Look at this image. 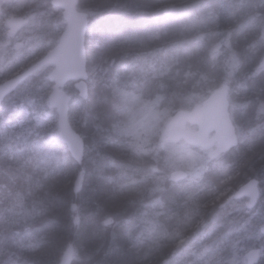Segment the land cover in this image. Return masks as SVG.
<instances>
[{
  "label": "trees",
  "instance_id": "trees-1",
  "mask_svg": "<svg viewBox=\"0 0 264 264\" xmlns=\"http://www.w3.org/2000/svg\"><path fill=\"white\" fill-rule=\"evenodd\" d=\"M78 7L89 14L88 70L100 63L103 76L89 75L86 96L66 85L84 160L60 138L45 65L0 104V264H60L70 244L72 264H250L254 248L264 264V0ZM11 15L25 18L22 31L9 33ZM65 27L52 0H0V83L55 46ZM164 54L175 61L162 73L150 65ZM224 83L238 145L212 159L184 142L198 152L196 166L175 161L170 141L162 144L172 115ZM239 116L248 120L241 130ZM177 167L188 176L173 181ZM251 177L261 194L248 208L231 196Z\"/></svg>",
  "mask_w": 264,
  "mask_h": 264
},
{
  "label": "water",
  "instance_id": "water-1",
  "mask_svg": "<svg viewBox=\"0 0 264 264\" xmlns=\"http://www.w3.org/2000/svg\"><path fill=\"white\" fill-rule=\"evenodd\" d=\"M52 3L63 10L66 28L60 35L58 43L50 48L42 57L27 68L8 77L0 83V104L13 93L25 80L48 64L53 68L49 79L53 83L49 95V104L57 112L59 135L67 145L70 153L80 164L85 155V140L70 120L71 94L66 85L75 81V87L82 96L89 93V70L86 48V34L89 25V14L78 7L79 0H52ZM25 24L21 15H12L7 19L9 33L20 32ZM264 66V59L261 62ZM230 85L224 83L216 88L200 104L191 109H179L168 123L166 140L179 142L183 140L191 146L208 150L210 158H215L239 143L236 125L230 113ZM190 126H194L191 128ZM188 176L184 169H175L171 180L178 181ZM82 182V173L75 181V191L78 192ZM260 195L259 180L251 178L235 193V197H247V207L256 205ZM264 233V225L261 226ZM73 246L70 244L64 252L60 264H72ZM250 264L260 259V249L254 248L248 252Z\"/></svg>",
  "mask_w": 264,
  "mask_h": 264
},
{
  "label": "rangeland",
  "instance_id": "rangeland-1",
  "mask_svg": "<svg viewBox=\"0 0 264 264\" xmlns=\"http://www.w3.org/2000/svg\"><path fill=\"white\" fill-rule=\"evenodd\" d=\"M3 52V50H2ZM1 53V51H0ZM175 58L173 55H167L164 54L162 57L158 58V60H156L155 62L151 63V67L158 71V72H162L163 71L166 72V70H168L170 68V66L172 65V62L174 63ZM100 63H94L91 66V71L89 72V75L92 73L94 76V80H100L101 78H103L102 74H100ZM100 74V75H99ZM231 92L232 90H230L229 93V100H231ZM232 103L230 101V112H231V116H232ZM247 116H250V114H247ZM245 117V116H244ZM238 118V114L234 112V119L235 122L237 121ZM247 117H245V120L242 119V116H239V119L241 120V124L239 129L241 130V127L246 125L245 121H248L246 119ZM191 128H194V126H190ZM167 148L169 151L170 156L173 157V159L176 161L180 160L181 162L186 163L190 168H194L196 166V163L198 161V157H197V151L196 152H192V150L190 148H186L184 146V142H167ZM185 151V152H183ZM206 154H208V152L206 151ZM204 163L207 162V160H202ZM178 169H180L179 167H177Z\"/></svg>",
  "mask_w": 264,
  "mask_h": 264
},
{
  "label": "bare ground",
  "instance_id": "bare-ground-1",
  "mask_svg": "<svg viewBox=\"0 0 264 264\" xmlns=\"http://www.w3.org/2000/svg\"><path fill=\"white\" fill-rule=\"evenodd\" d=\"M264 59V57L262 58V60ZM262 60H261V62H262ZM261 62H260V67H264V66H261ZM85 146H86V144H85ZM251 178H254V177H251ZM251 178H249V179H251ZM249 179H247L245 182H247ZM257 179V178H256ZM258 180V179H257ZM245 182H243L239 187H238V189L245 183ZM238 189L233 193V195L231 196V198H239V197H235V193L238 191ZM72 245V244H71ZM73 246V245H72ZM74 249V248H73ZM67 250V249H66ZM64 254V253H63ZM63 256V255H62ZM260 256H261V251H260ZM62 259V258H61Z\"/></svg>",
  "mask_w": 264,
  "mask_h": 264
}]
</instances>
